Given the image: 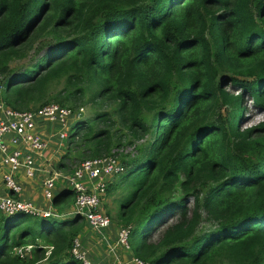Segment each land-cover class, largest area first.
Instances as JSON below:
<instances>
[{
    "label": "trees",
    "instance_id": "1",
    "mask_svg": "<svg viewBox=\"0 0 264 264\" xmlns=\"http://www.w3.org/2000/svg\"><path fill=\"white\" fill-rule=\"evenodd\" d=\"M88 93L110 109L75 121L56 168L132 147L121 154L116 222L140 226L131 255L264 264V121L243 125L246 97L264 111V0H0L4 106H64ZM69 198L70 188L56 191L52 206ZM167 211L176 221L149 243ZM31 216L0 211V264H81L70 254L81 215H36L38 229ZM36 238L53 246L47 258ZM30 243L26 257L13 253Z\"/></svg>",
    "mask_w": 264,
    "mask_h": 264
},
{
    "label": "built area",
    "instance_id": "2",
    "mask_svg": "<svg viewBox=\"0 0 264 264\" xmlns=\"http://www.w3.org/2000/svg\"><path fill=\"white\" fill-rule=\"evenodd\" d=\"M0 109L3 116L0 117V162L9 170L4 173V183L10 194L0 195V211L7 215L24 213L29 215L50 216V211H40L30 201L17 197L21 192V185L15 178L18 170H22L25 176L35 177L40 171L37 159L42 157L47 147L46 141L36 132L37 122L45 120L59 127V137L65 139L68 136L69 126L72 120L80 114L74 113L67 107L56 103L44 105L36 110H11L0 101ZM123 169L115 156L107 155L94 157L81 161L69 172L52 170L43 183V194L49 201L53 198L57 182L63 183V188H70L74 192V212L86 220L88 226L98 233H103L110 225V217L100 209V204L105 196L107 182ZM40 211L41 214L37 213ZM131 225L119 228L118 240L120 244L129 250V235ZM99 233V234H100ZM101 235V234H100ZM102 236V235H101ZM118 244V242H117ZM34 247L26 244L15 247L13 253L20 258L26 257ZM45 258L52 249V245H45ZM112 250L113 248L110 247ZM71 256L81 264H94L86 253L80 249L79 238L76 236L70 247ZM130 259L118 264H144L143 261L133 255Z\"/></svg>",
    "mask_w": 264,
    "mask_h": 264
},
{
    "label": "rangeland",
    "instance_id": "3",
    "mask_svg": "<svg viewBox=\"0 0 264 264\" xmlns=\"http://www.w3.org/2000/svg\"><path fill=\"white\" fill-rule=\"evenodd\" d=\"M45 51H43L40 55L42 56L44 54ZM220 73H228L229 75L233 76V77H237L240 79H245V80H250V77L247 76H237L234 75L231 72H223L221 71ZM60 88V86H58V89ZM227 89L230 92H235L236 88L235 86L232 85H228ZM56 91V89H55ZM246 99L248 100V104H247V111H246V121L244 122V127L246 126H250V125H255L261 121H264V111L255 108V107H251L250 106V99L248 97H246ZM63 107H67L69 109H71L74 113H79L80 116L75 119L72 120V125L71 127L75 126V121L78 119H82L83 121H86L87 119H92L95 114L99 111H102L104 109L108 110L110 109V105L109 104H102V106L95 104L91 98V93L86 94L84 99L79 100L78 102L75 103H70V104H65ZM102 109V110H100ZM38 124V122H37ZM44 125H41L40 129H43ZM46 128V126H44ZM71 127L69 126V129L71 130ZM70 130L68 133H70ZM64 140V144L66 145V141H67V136L65 137ZM66 142V143H65ZM62 144V143H61ZM63 148V153L62 155L65 154V146ZM132 151V147L131 146H120L119 148H114L111 149V151L109 152V154H102L101 156L98 157H103V156H107V155H113L115 156V158L121 163V154H128ZM73 155V154H71ZM66 162L68 164H70V168L68 170L73 169L75 166H77L80 162L78 159H75L74 162L71 163V161L66 160ZM55 163H51L47 169L48 170H53L50 168H55L54 167ZM72 165V166H71ZM65 171V170H63ZM124 169H122L121 173L116 174L112 179H116V177L122 173H124ZM114 179V180H115ZM108 183V182H107ZM63 183H59L57 185V191L62 190ZM60 188V189H59ZM121 188L122 185H118V177L117 180L114 182V184L110 187V192L109 194L105 195L101 204H100V209L103 212H106V214L110 217V225L107 229H105V231L103 233H98L97 231H95L94 229L90 228V227H85L83 228V230L85 231V235H83L82 237L78 234L77 237L79 238V243H80V249L86 253V256L88 257V259L91 257L93 259V263L94 264H118V260L120 262L130 259V255H131V250L129 252V250H127L126 248H124L119 240H118V234H119V228L123 227L119 224H117L116 222L119 221L118 220V215H119V197H121ZM49 201V199H47ZM52 200V199H51ZM50 200V202H51ZM67 205V206H66ZM192 205V203H190V206ZM61 206H66L63 210L60 211H53L51 212L52 215L51 216H61V214H66V216H68L69 214L67 213H72L74 211V204H73V200L72 198L67 199V201L61 203ZM40 210V208H38ZM53 209H55L53 207ZM66 209H68L67 211H65ZM37 211V213L41 214V210ZM42 212H44V214L46 213L45 210H43ZM43 214V213H42ZM41 214V215H42ZM169 215V211H167L166 213H163L160 216V219H164L165 217H168ZM176 216V215H175ZM175 216L173 218L168 217L166 223L164 224H155L152 229L145 234L146 236V240H148L149 243H157L159 241V238L161 236V234L163 233V231L170 226L172 223H174L176 221ZM41 217L38 216H31L28 217L27 220L32 221L33 226L35 229H38V226L40 225ZM87 223L86 220H82L81 223ZM115 224V227H112V225ZM131 227L133 226L134 228L137 227L139 228V224H136V222H131L130 223ZM112 227V228H111ZM143 229H146V225H142ZM99 234V236H97L96 234ZM85 236V237H84ZM29 240L31 239V237L28 238ZM35 242L37 244H39L42 247H45L46 243L41 241L40 239L36 238ZM118 242V244H117ZM32 244V243H30ZM110 247H112L113 249L111 250ZM88 254V255H87ZM90 256V257H89Z\"/></svg>",
    "mask_w": 264,
    "mask_h": 264
},
{
    "label": "crops",
    "instance_id": "4",
    "mask_svg": "<svg viewBox=\"0 0 264 264\" xmlns=\"http://www.w3.org/2000/svg\"><path fill=\"white\" fill-rule=\"evenodd\" d=\"M1 116H3L2 109H0V117ZM41 125L46 126V128L43 126V129H40ZM58 130H59L58 126L50 124L45 120L41 119L38 121V124L36 126V132L39 133L40 136L47 143V147L44 151L43 156L37 159V163L39 165L40 171L33 178L25 176L22 170H18L17 173L15 174L16 180L21 185V192L17 195V197L22 198L26 201H30L33 205L36 206V208H40L41 211L43 210L50 212L55 211V209H53L52 202L48 201L43 194V183L45 179L48 176H50V173L52 171V170H48L47 167L51 163H55L54 165L55 168H50V169L64 172L63 169L56 168V165L59 162L60 157L62 156L63 148L65 145L64 140L63 139L61 140V138L59 137ZM8 170L9 168L0 162V195L10 194L5 186L4 178H3L4 173H6ZM111 180L113 179H110V181ZM60 182H57L55 192L57 191L56 190L57 185ZM67 210L68 209H66L65 211ZM64 216H66V214H64ZM84 226L88 227L86 223ZM112 227H115V224H113ZM79 235L82 237L83 235H85V231L82 229ZM89 260L93 261L91 257L89 258Z\"/></svg>",
    "mask_w": 264,
    "mask_h": 264
}]
</instances>
